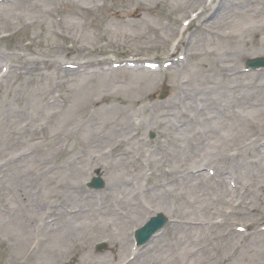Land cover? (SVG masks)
<instances>
[{"label":"rangeland","instance_id":"1","mask_svg":"<svg viewBox=\"0 0 264 264\" xmlns=\"http://www.w3.org/2000/svg\"><path fill=\"white\" fill-rule=\"evenodd\" d=\"M204 4L211 5L208 17L185 28ZM123 55L161 66L186 59L155 71L113 67ZM257 57H264V0H0V66L13 68L0 85V204L20 208L25 201L18 194L28 197L34 185L46 208L40 202L41 219L55 218L52 206L62 223L84 222L70 209L94 215L84 223L88 229L64 228L49 240L43 233L38 247L34 216L23 230L19 212H0V264H121L134 252L132 264H190L197 245L199 264H264V231L257 229L264 224L257 192L264 185V70H244ZM88 61L98 65L88 69ZM67 63L82 66L69 72ZM237 67L245 71L239 78ZM92 74L98 76H82ZM153 116L161 124L149 127ZM119 121L141 126L121 130ZM96 176L106 187L94 192L87 183ZM121 177L129 187L140 185L134 203L141 210L124 227L131 241L114 247L119 235L105 226L99 235L96 225L131 209L113 200L122 197L111 188ZM158 213L170 223L157 246H137L135 230ZM220 215L225 221L203 226L194 243L177 242L187 229L176 225ZM236 226L250 228L242 233ZM102 242L108 247L99 251Z\"/></svg>","mask_w":264,"mask_h":264},{"label":"bare ground","instance_id":"2","mask_svg":"<svg viewBox=\"0 0 264 264\" xmlns=\"http://www.w3.org/2000/svg\"><path fill=\"white\" fill-rule=\"evenodd\" d=\"M199 6L201 8V11H200V13L198 15H196L195 19L193 20V23H194V21H196V19H198V20H202V19L205 20L208 17V15H209V11L211 10V5L204 4V5H199ZM214 16H215V13H214ZM218 17H220L219 14H218L217 17L214 18V21H216L217 20L216 18H218ZM198 20L196 22H198ZM183 34H185V33L183 32ZM161 39H163L162 36H161ZM182 42H185V41H183V39H180V41L178 42V44H176V47L178 48L179 46H182ZM124 61L125 62H134V63H137L138 64L139 62L142 61V57H133V58L130 57V59H126ZM40 64H41V68H42V66L44 65V62L43 63H40ZM49 65H52V64H49ZM97 65H98V62H93V61H88V62L85 63V66L88 69L89 68L94 69ZM81 66L82 65L80 64L79 67L76 68V70L70 71V72H77L78 70H80V67ZM97 71L98 72L100 71V73H103L102 70H101V68H99ZM234 73H235L236 77H238V78H239V76H243L242 75V72L239 69V67L234 68ZM82 76L85 77V79H92L94 76H98V74H95V75L92 74V75H89V76L88 75H82ZM226 82H228V81L225 80V79H223V81H221V83H223V84H227ZM85 86L86 85H84L83 87H85ZM236 87L242 88V83L241 82L236 83ZM186 102H187V100L185 98H180L179 99V104H184ZM213 110H214L215 115L221 114L219 112H216L215 111V108ZM216 110L218 111V108H216ZM160 113L162 114V112H159V114ZM166 120H164V121H166ZM215 120L218 121V122H220L223 125H225L226 122H227L226 119H222L221 117H218ZM130 121H132V119H130ZM120 122H124V123H121L120 124L121 130H127L128 129V124H129L130 128H134L135 126H138V127L141 126V124L140 125L134 124V123L132 124V123H130L128 121L127 122H125V121H119V123ZM167 122L170 123V120H167ZM160 124H161V122L159 121V119H158L157 116H153L148 121L149 127H153L154 125H160ZM187 129H188V127H185V128H182L181 130L182 131H186ZM131 132H132V130H130V133ZM182 133L184 135V132H182ZM133 136H134V134H133ZM165 137H166V135H165ZM167 144H169V140L167 141ZM253 146L254 145H251V143H250V145L244 146V149L246 150V152H248L249 150H251L253 148ZM127 153H128V151L124 150L118 156L122 160V159H125V156H126ZM139 163H140V160H139ZM140 166H142V163L140 164ZM200 173H202V172H200ZM200 173H198L199 176H203L204 175V173H202V174H200ZM123 179H124V177H121V179H114V182L111 185V188H115V190L116 189L117 190L118 189H121V192H122V197H120V198L115 197L114 200L118 201L119 203L126 202L127 205L129 207H131V209H124L122 215L119 216V217L118 216H115V217L110 216V217H105V218L103 217V218H101L100 224L96 225V232L98 234L101 233V232H103L104 229H106V228H104V226H105V227H110V229H111V231L113 233L112 234V237L116 233L119 235V237L114 240V247H116V244L117 243L125 244L126 245V241L127 240H128V242L131 241L132 238L130 237V235H126L125 234L124 227H127L128 223H129V225H131L132 222H133V218H136L137 219V217H139V215H140V210H141L138 207V204L136 205L134 203L135 197L138 195L139 190H140L139 184L136 182L137 183L136 185L131 184V186L129 187V186L125 185V182H124ZM9 189L11 191H14L15 190V188H12V187L11 188L9 187ZM160 191H162V190H160ZM234 192L235 191L233 189L226 188V196L233 195ZM257 192H258V199L260 200V202L264 201V185L260 186L259 189L257 190ZM69 194H72V193H69ZM77 195H79L81 198H83L85 201H87V199L85 198V196L82 197L81 194H79V193H77ZM12 196H13V194H12ZM151 198L153 199V197H151ZM159 198L161 199L160 195H159ZM225 201H227V200H225ZM159 203L162 205V201H159ZM238 206H240V204H238ZM256 207H253L252 209H254V208L256 209ZM30 210H31L30 213L34 212V209H32V208H30L28 206H24L23 209L21 210L20 214H19V220L17 221V224L20 223L19 227H21L23 230L26 227V223L25 222H27L30 219L29 216H28V212ZM129 210L130 211L132 210L133 213H135V214L133 216H128L126 213ZM111 211H113V210H111ZM80 212H72L73 213V216H70V217L73 218V219L74 218H78V219L84 218L83 219V221H84L83 223L81 222V220H74V225H73L72 222L70 220H68L65 223L57 222L55 224L48 225V226H46L43 229L46 232V235H47V238H45V240L46 239L49 240V235H52V234H55L56 235L61 229H64V228H68V230H69V229H71L72 227L75 226V227H77L78 229H81V230L88 229L87 227H89V224L84 225V223L89 222L90 216L92 217L94 215H92V214L86 215V214H82ZM182 220H185V219H182ZM179 225H183L187 229V231L183 235H181V236L178 237V239H177V242L178 243H182V244L189 245V244H192V243L195 242V239H197L196 237L198 235L200 237V234H201L200 233V230H201V228L200 227H197V224L194 222V219H191V220L190 219H186L185 221H183V224L180 223V224H178L176 226H179ZM21 236L27 238L28 237V233H22ZM257 241H259V240H257ZM156 246H157V244L154 241L153 242V245L151 247H150V245H148L146 248H149L150 247L152 249V248H154ZM124 249H125V247L122 250H124ZM200 250H201L200 249V246L198 247V245H197V247H192V246L190 247V254L188 256V258H190L189 259L190 264H199V258L195 257V255L198 256V253L200 252ZM147 251L149 252L151 250H147ZM169 254H170V257L173 260H175V261L180 260V256H177L176 255L177 253L175 251H172ZM150 255H152V254H150ZM153 255H155V257H156V256L160 255V253H157L156 252ZM139 256H140V254H139ZM139 256H137V259H139ZM134 260H136V256H134L133 258H130L129 257L128 260L125 258L124 260L120 261V263L121 264H132V263H134V262H132ZM148 260L151 261L152 259L151 258H148Z\"/></svg>","mask_w":264,"mask_h":264}]
</instances>
